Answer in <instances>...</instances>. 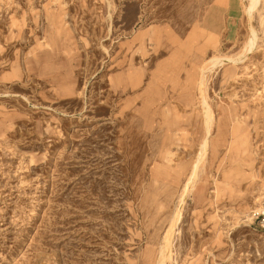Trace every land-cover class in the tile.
I'll return each mask as SVG.
<instances>
[{"label":"rangeland","instance_id":"374dc122","mask_svg":"<svg viewBox=\"0 0 264 264\" xmlns=\"http://www.w3.org/2000/svg\"><path fill=\"white\" fill-rule=\"evenodd\" d=\"M256 1L0 0V264H264Z\"/></svg>","mask_w":264,"mask_h":264},{"label":"bare ground","instance_id":"6f19581e","mask_svg":"<svg viewBox=\"0 0 264 264\" xmlns=\"http://www.w3.org/2000/svg\"><path fill=\"white\" fill-rule=\"evenodd\" d=\"M252 1L254 3L257 2L256 0H252ZM251 7H253V5ZM249 11L251 12L252 10H249ZM254 37H255V35L253 36V38L251 37L252 40L250 42V49L253 48ZM226 59L227 58H224V57H213L210 60V65L208 66L207 63H206V64L203 65V67L201 69V78H200L199 85H200V92L202 93V103L204 105V112H205V117H206V124H207V132L208 133L211 131V128H212L213 113H212V107L209 104L208 100L206 99L205 80L207 78L208 70H210L212 67H214V66H216L218 64H222ZM228 59H231V61L233 60L234 61L233 63H235L240 58L231 57V58H228ZM208 144H209V137H206L204 139L202 145H201L202 146L201 149H202L203 152H205V150L207 149ZM202 160H203V156L201 155L197 159V161H196V163H195V165L193 167V170L191 171V175L189 176L188 182L185 183L186 186H185V189H183L185 191V193H187V192L189 193V190L194 187V184H195L194 182L196 181L197 176H199V167H200V163L202 162ZM184 199H185V194H183L181 201L183 202ZM181 207L178 208V210L176 211L175 216H173L172 223H171V225H170V227H169V229H168V231H167V233H166V235H165V237L163 239V244H161V246H160L159 260H158L157 264H165L166 261L171 258V255H172V235H173L174 228H175L176 224L178 223V221L180 219V216H181Z\"/></svg>","mask_w":264,"mask_h":264}]
</instances>
